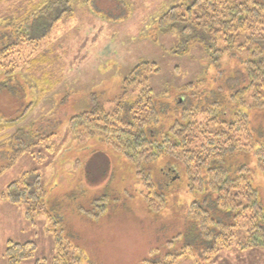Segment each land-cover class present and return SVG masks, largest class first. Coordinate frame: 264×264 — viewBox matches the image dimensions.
<instances>
[{
    "label": "rangeland",
    "instance_id": "1",
    "mask_svg": "<svg viewBox=\"0 0 264 264\" xmlns=\"http://www.w3.org/2000/svg\"><path fill=\"white\" fill-rule=\"evenodd\" d=\"M51 1H0V35L10 33L8 41H18L17 53L0 63V78L8 70L20 73L22 94L20 105L13 85L0 90L7 116L16 119L3 132L4 140L20 129L39 142L32 148L34 156L21 155L0 174V264H7L8 240L35 243L31 258L19 264H53L54 256L61 259L58 264L64 262L63 256L72 264H264V248H240L246 241L242 227L235 229L228 245L209 253L204 250L209 243L196 241L188 218L192 220L189 206L200 178L191 180L181 165L159 156L142 165L154 185L147 196L135 166L117 149L116 141L105 133L75 137L68 126L72 116L90 105L113 110L122 96L123 79L139 61L158 65L159 71L148 78L156 93L171 88L168 96L156 94L161 101L184 94L179 87L189 81L202 80L198 88L208 89L220 70L240 67L246 57V35L233 47L219 37L216 45L223 55L213 62L201 34L196 33L203 43L193 42L186 51L174 52L178 32L157 24L170 6H186L190 0H56L54 6ZM32 12L37 21L30 37L37 39L28 41L18 23L22 25ZM240 41L244 47L239 49ZM135 94L131 90L124 99L130 102ZM247 111V127L264 135V111ZM244 138L235 159L256 167L254 185L264 199V169L256 165ZM41 154L44 159L38 158ZM34 170L46 191L44 208L52 218L36 212L32 222L22 203L11 204L1 193L23 172ZM161 184L170 187L163 189Z\"/></svg>",
    "mask_w": 264,
    "mask_h": 264
},
{
    "label": "trees",
    "instance_id": "2",
    "mask_svg": "<svg viewBox=\"0 0 264 264\" xmlns=\"http://www.w3.org/2000/svg\"><path fill=\"white\" fill-rule=\"evenodd\" d=\"M55 1L49 2L50 5L54 6ZM44 5L41 8L43 11L46 10ZM60 12L51 21H55ZM36 16L34 12L28 13L21 20L22 25L18 23L21 27L18 31L23 34L24 40L37 39L30 37ZM157 24L165 31L178 32L180 40L175 44L174 52L186 51L193 42L203 43V39L196 35L201 34L204 42H208L213 62L223 55V49L216 45L219 37L233 47L238 38L246 35L244 43L247 42V46L244 47V43L241 45L242 41L237 43L239 49L244 47L246 57L239 68L220 70L218 78L208 89L198 88L202 80L189 81L179 87L184 94L164 101L156 96H168L171 88L156 93L148 80L149 74L159 71L158 65L153 61H139L123 79L122 96L115 108L106 111L100 104L88 106L70 118L69 132L75 137L105 133L107 139L116 141L117 149L135 166L136 176L147 188V196L151 195L154 185L142 165L159 156H167L177 162L190 173L191 180L200 178V187L194 191L189 206L192 220H188L193 234H197L196 241L210 244L204 249L207 253L228 245L238 227H242L246 235V241L240 248H264V199L254 185L256 167L235 159L238 158L235 150L242 143L240 138L245 135L244 143L253 152L256 165L264 169V135L257 128L247 127V109L264 111V0H245L234 4L230 0H190L186 6H170L160 14ZM9 34L0 35V63L18 51V41H8ZM19 74L13 70L6 71L0 78V90L14 87L15 102L21 105ZM131 90L136 94L129 102L124 97ZM1 101L0 174L21 155L34 156L32 148L39 143L20 129L4 140L3 132L16 119L7 116ZM259 128L263 129V126ZM242 150L249 151L246 148ZM38 158L44 159V155ZM165 186L162 185L163 189ZM45 196L40 175L35 170L23 172L1 193L2 199L11 204L22 203L26 218L32 222L36 212L52 218L44 208ZM56 233L58 239L60 233ZM59 245L57 241V253L62 250ZM34 250L33 241L21 243L8 240L4 251L6 263L19 264L31 258ZM63 255L62 251L61 258ZM60 260L59 256H54L51 263L58 264ZM62 260V264H72L67 256H63ZM36 264H39L38 261Z\"/></svg>",
    "mask_w": 264,
    "mask_h": 264
}]
</instances>
